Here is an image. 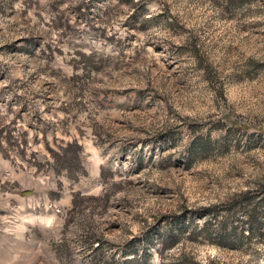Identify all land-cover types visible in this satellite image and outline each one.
<instances>
[{
	"label": "rangeland",
	"instance_id": "obj_1",
	"mask_svg": "<svg viewBox=\"0 0 264 264\" xmlns=\"http://www.w3.org/2000/svg\"><path fill=\"white\" fill-rule=\"evenodd\" d=\"M0 264H264V0H0Z\"/></svg>",
	"mask_w": 264,
	"mask_h": 264
},
{
	"label": "trees",
	"instance_id": "obj_2",
	"mask_svg": "<svg viewBox=\"0 0 264 264\" xmlns=\"http://www.w3.org/2000/svg\"><path fill=\"white\" fill-rule=\"evenodd\" d=\"M79 150L76 143H69L65 145L64 148L61 149V153L59 155L57 153H54V158L57 161H61V167H64L65 169H69L66 163H70L71 168L74 166V161L77 158V151ZM71 151L70 153H68ZM236 197V196H235ZM77 195L73 198V203L76 201ZM234 200V196L232 197ZM219 205L211 206L210 210L211 212H216Z\"/></svg>",
	"mask_w": 264,
	"mask_h": 264
}]
</instances>
